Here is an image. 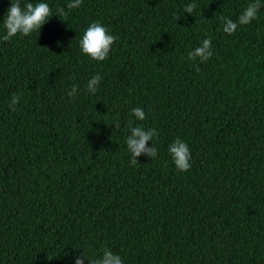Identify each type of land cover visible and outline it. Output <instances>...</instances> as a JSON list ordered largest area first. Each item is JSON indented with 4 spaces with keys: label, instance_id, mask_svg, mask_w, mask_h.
<instances>
[{
    "label": "trees",
    "instance_id": "trees-1",
    "mask_svg": "<svg viewBox=\"0 0 264 264\" xmlns=\"http://www.w3.org/2000/svg\"><path fill=\"white\" fill-rule=\"evenodd\" d=\"M30 2L50 20L0 39V264H74L105 248L123 264H264V0L232 35L221 17L254 0ZM93 22L118 38L103 62L79 47ZM208 38L212 57L189 60ZM129 126L157 130L156 158L131 165ZM177 138L187 172L168 151Z\"/></svg>",
    "mask_w": 264,
    "mask_h": 264
},
{
    "label": "clouds",
    "instance_id": "clouds-1",
    "mask_svg": "<svg viewBox=\"0 0 264 264\" xmlns=\"http://www.w3.org/2000/svg\"><path fill=\"white\" fill-rule=\"evenodd\" d=\"M82 2L83 0H70L67 4V9H76L80 7ZM21 4L24 6L21 7ZM196 7L197 5L195 3H189L185 6L184 12L192 14ZM260 8V0H254V2L248 4L236 21L222 16L223 32L227 35H232L237 31L238 27L250 24L257 18ZM51 15L52 10L45 2L32 3L30 0H23L22 3L21 0H11L10 7L2 22L5 34L0 36V39L10 41L17 35L27 37L35 31L40 32L42 26L50 20L49 17ZM66 15L67 13L63 7L57 9V16L61 17ZM117 39L115 35L110 34L109 30L99 22H93L83 32L79 40V47L84 55L94 61L103 62L108 58L111 48ZM211 43L210 38L204 39L200 46L188 52V59L192 61L199 59L201 62L208 61L213 55ZM101 79L99 74L90 78L86 84L87 91L95 94L98 91ZM77 87L74 85L72 90L67 93L69 97H75ZM19 100L20 96L16 94L12 96L11 103L9 104L12 111L16 110L15 106L19 103ZM132 114L137 120L143 121L145 119V112L140 107L133 108ZM115 127L119 128V124ZM129 131L130 135L126 139V145L131 154V165L134 166L139 163L138 158L142 155L151 160L156 158V147H148V144L158 134L157 130L155 128L144 129L141 126H129ZM168 151L178 172H187L190 170L191 151L185 141L177 138L169 145ZM48 259L51 260L50 258ZM86 259L88 264H123L122 258L108 248H105L102 255L96 259L90 260L83 253L74 258V264H85Z\"/></svg>",
    "mask_w": 264,
    "mask_h": 264
}]
</instances>
